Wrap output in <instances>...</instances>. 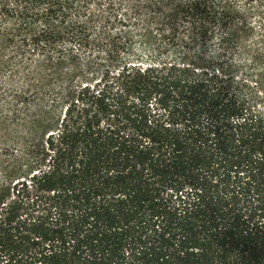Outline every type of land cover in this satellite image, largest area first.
<instances>
[{
	"label": "trees",
	"instance_id": "16d2710c",
	"mask_svg": "<svg viewBox=\"0 0 264 264\" xmlns=\"http://www.w3.org/2000/svg\"><path fill=\"white\" fill-rule=\"evenodd\" d=\"M0 0V264H264V0Z\"/></svg>",
	"mask_w": 264,
	"mask_h": 264
},
{
	"label": "rangeland",
	"instance_id": "374dc122",
	"mask_svg": "<svg viewBox=\"0 0 264 264\" xmlns=\"http://www.w3.org/2000/svg\"><path fill=\"white\" fill-rule=\"evenodd\" d=\"M125 1L129 2V0H125ZM127 2H126V3H127Z\"/></svg>",
	"mask_w": 264,
	"mask_h": 264
}]
</instances>
